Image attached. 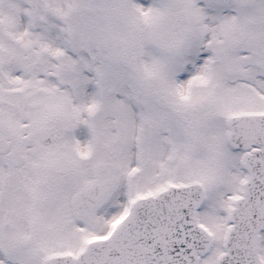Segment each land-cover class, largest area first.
<instances>
[{
    "label": "snow or ice",
    "instance_id": "6c2138e0",
    "mask_svg": "<svg viewBox=\"0 0 264 264\" xmlns=\"http://www.w3.org/2000/svg\"><path fill=\"white\" fill-rule=\"evenodd\" d=\"M0 264H264V0H0Z\"/></svg>",
    "mask_w": 264,
    "mask_h": 264
}]
</instances>
